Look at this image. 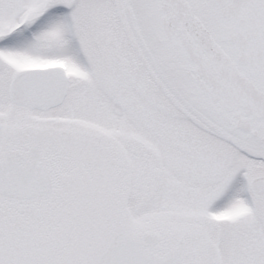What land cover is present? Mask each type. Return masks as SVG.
Here are the masks:
<instances>
[{
	"label": "snow or ice",
	"instance_id": "snow-or-ice-1",
	"mask_svg": "<svg viewBox=\"0 0 264 264\" xmlns=\"http://www.w3.org/2000/svg\"><path fill=\"white\" fill-rule=\"evenodd\" d=\"M0 264H264V0H0Z\"/></svg>",
	"mask_w": 264,
	"mask_h": 264
}]
</instances>
